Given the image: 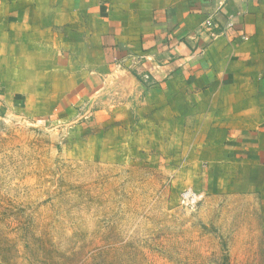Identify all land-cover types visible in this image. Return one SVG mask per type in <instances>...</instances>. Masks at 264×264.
Instances as JSON below:
<instances>
[{"label":"rangeland","instance_id":"rangeland-1","mask_svg":"<svg viewBox=\"0 0 264 264\" xmlns=\"http://www.w3.org/2000/svg\"><path fill=\"white\" fill-rule=\"evenodd\" d=\"M93 82L0 89V264H264V147L242 153L264 110L135 71Z\"/></svg>","mask_w":264,"mask_h":264},{"label":"crops","instance_id":"crops-1","mask_svg":"<svg viewBox=\"0 0 264 264\" xmlns=\"http://www.w3.org/2000/svg\"><path fill=\"white\" fill-rule=\"evenodd\" d=\"M110 69L188 80L212 108L264 110V0H0L4 92L63 97Z\"/></svg>","mask_w":264,"mask_h":264},{"label":"built area","instance_id":"built-area-1","mask_svg":"<svg viewBox=\"0 0 264 264\" xmlns=\"http://www.w3.org/2000/svg\"><path fill=\"white\" fill-rule=\"evenodd\" d=\"M212 25H213L212 22L209 21V22H208V26L211 27ZM186 197H187V198L190 197V194H186Z\"/></svg>","mask_w":264,"mask_h":264}]
</instances>
